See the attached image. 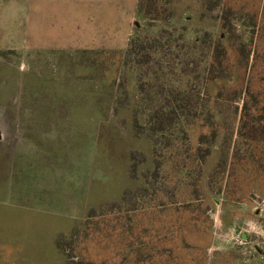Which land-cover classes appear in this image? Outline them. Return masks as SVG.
<instances>
[{
    "label": "rangeland",
    "instance_id": "obj_1",
    "mask_svg": "<svg viewBox=\"0 0 264 264\" xmlns=\"http://www.w3.org/2000/svg\"><path fill=\"white\" fill-rule=\"evenodd\" d=\"M25 145L23 220L64 163L90 203L48 264H264V0H0L2 178Z\"/></svg>",
    "mask_w": 264,
    "mask_h": 264
},
{
    "label": "crops",
    "instance_id": "obj_2",
    "mask_svg": "<svg viewBox=\"0 0 264 264\" xmlns=\"http://www.w3.org/2000/svg\"><path fill=\"white\" fill-rule=\"evenodd\" d=\"M88 124H90L88 122ZM49 147L42 148L41 150L48 149ZM14 151H9L10 153V165L8 168L1 170L0 182L4 183L2 179H7L9 189L4 185L0 184L2 188L6 189V192L10 194L11 191H15L20 200H24L27 196V190L35 189V185H29L30 182L38 183L39 176L33 178L27 177V172H32L33 162L37 163L38 156L42 154L37 153V155L32 156V150L26 145L23 147H16ZM31 159V164L27 163V159ZM40 169L50 172V169L53 172H56L57 169L49 165L39 167ZM65 173L60 180L59 185H62V201L59 202L62 205V210L58 216L50 217H35L30 216V220H23L22 218L26 212L25 207L23 209L14 206L10 208L0 198V206L4 203L6 206L3 208V211L0 210V264H33V261H30V257L34 253L41 252L44 253V259H40V262L44 260L45 263L55 262L58 253H61L58 245V238H68L76 227H80L81 217L83 216L82 209L85 210L82 206L90 205L89 202H82L78 198L75 199V182L74 174L76 172L74 165L71 163L63 164L62 168ZM18 173L19 176L17 180H14V175ZM33 173V172H32ZM16 176V175H15ZM80 189V185L78 184ZM1 189V188H0ZM29 197V196H28ZM31 200V198H29ZM31 202V201H30ZM52 202H55L53 199ZM12 203V202H11ZM58 203V204H59ZM96 204V202H95ZM94 205V204H93ZM23 220V221H22ZM22 230H28L30 232H21ZM52 254H55L52 256ZM29 255V256H27ZM21 260H19V259ZM23 260L30 261L31 263L23 262ZM49 261V262H48ZM38 262V264H40Z\"/></svg>",
    "mask_w": 264,
    "mask_h": 264
}]
</instances>
